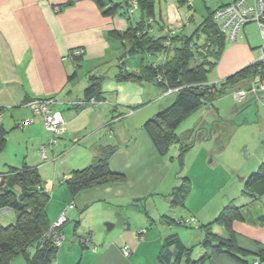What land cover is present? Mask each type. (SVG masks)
<instances>
[{
    "label": "crops",
    "instance_id": "crops-1",
    "mask_svg": "<svg viewBox=\"0 0 264 264\" xmlns=\"http://www.w3.org/2000/svg\"><path fill=\"white\" fill-rule=\"evenodd\" d=\"M232 1L220 0L217 6L211 8L197 0L192 4L179 0H155V18L164 29L174 27L176 35L190 36L210 11ZM135 22L136 18L129 20L119 12L104 14L94 0H0V136L6 138L0 151V175L12 167L36 168L51 194L52 201L50 199L47 206L51 223L66 206L76 203L70 202L73 196L68 189L57 188L51 192L47 185L63 184L74 171L89 166L99 156L101 147L117 148L110 159V167L125 174L126 180L79 192L76 197L85 199L84 205L94 200L112 201L115 195L125 200L141 201L146 199V195L159 193L164 179L170 177L168 154L158 152L144 127L158 112L174 102L175 95H166L153 80L120 78L124 70L137 72L143 61L142 55H127L124 45L116 37V32L126 31ZM199 39L203 43L205 36L201 35ZM262 43V36L258 38L252 34L246 24L238 41L226 45L208 76V82L226 80L254 64L260 57ZM76 47L85 50L77 65L67 57L69 51ZM161 57L156 55L151 59L160 61ZM121 59L125 61L123 66H120ZM92 77L100 83L98 105L93 106L90 102L75 105L77 101H85V90L92 84ZM249 95L251 97L247 96L241 104L233 100L236 106L239 105L238 110L244 108L245 101H254V96ZM228 96H232L231 93L218 97L212 108L218 113V109L223 112L228 107ZM48 97L60 99L58 108L63 112L67 127L57 145L46 150L44 158L41 148L49 143L50 134L43 119L35 117L33 123L24 127L19 123L34 117L26 105L28 100ZM210 111L207 109V113ZM204 128L207 129V126ZM251 160L239 168L238 194L241 189V194H245L240 204L234 202L237 192L232 189L233 192L215 203L214 208H208L211 203L193 206L191 192L186 206L180 207L182 216L179 220L186 217L195 222L198 219L197 224L214 222L231 202L241 207L242 218L234 221L232 230L239 247L248 252L246 262L222 253L201 264H254L259 259L258 253L264 248V196L254 199L244 189L249 176L264 161V156H255ZM228 179L232 184L235 182L232 176ZM75 215V211L70 212V216ZM11 217L13 219L14 215ZM168 225L164 231L154 235L153 241L148 237V228L143 233L128 223L113 235L90 233L92 245L82 246L84 250L76 243H65L64 237L54 264H141L139 259H143L144 252L151 264H161L158 256L163 240L176 229L172 222ZM213 230L221 235L228 234L220 224H215ZM173 233L179 234L178 230ZM183 235L181 238L186 245H194ZM202 237L200 231L199 240ZM125 246L130 247V255L123 253ZM74 252L76 256L69 255ZM205 253L210 251L202 248L194 259H200ZM19 256H15L9 264H28Z\"/></svg>",
    "mask_w": 264,
    "mask_h": 264
},
{
    "label": "trees",
    "instance_id": "trees-1",
    "mask_svg": "<svg viewBox=\"0 0 264 264\" xmlns=\"http://www.w3.org/2000/svg\"><path fill=\"white\" fill-rule=\"evenodd\" d=\"M94 1L106 15L119 12L129 20L137 19V22L131 24L126 31L116 32V37L124 45L127 55H142L143 61L137 72L124 70L120 78L137 81L153 80L163 92L170 88H179V91L168 94L175 95L174 102L158 112L144 128L161 155H167L173 144L181 143L180 160L183 169V154L191 148V145L187 144L189 134L179 135L178 127L186 117L201 106H213L218 97L238 88L248 87L252 78L259 73L260 62L245 67L217 85L208 82L209 74L228 44L227 36L215 18V12L226 4L210 11L192 35L182 36L176 35V31L161 26L155 18V0ZM201 35L205 36L203 43L199 39ZM156 55L162 56L160 61L151 59ZM81 59L82 57L77 59L76 65ZM124 62V59H121L120 66H123ZM262 68L261 74L264 77V67ZM91 80L92 84L85 90V102H89L92 98L99 102L100 83L96 77H92ZM209 130L204 138L209 137ZM5 143L6 138L0 136V151ZM116 151L117 148L114 146L101 147L99 156L89 166L74 171L70 178L63 181L73 197L88 188L122 183L126 180L125 174L113 171L110 167V159ZM180 180L181 184L173 188L170 196L174 205L185 207L191 192V183L186 176L180 177ZM244 192L254 199L264 196V161L249 176ZM50 199L51 194L46 190L36 168L12 167L7 173L0 175V210L10 209L14 212L11 223L3 225L0 218V264H9L17 255H23L28 264H54L62 244L56 246L52 238L46 237L47 231L55 222L51 223L48 216L47 206ZM241 218V207L231 202L223 208L214 222L191 224L203 235L196 244L186 245L177 233L167 235L158 256L160 263L201 264L208 258L222 253L246 262L245 256L248 252L239 247L236 234L232 230L234 221ZM163 219L169 223L174 222L168 216H164ZM181 220L183 221L180 224L186 223V219ZM65 224L57 229L62 235ZM215 224L222 225L228 234L221 235L215 232L213 230ZM90 235L88 233L85 237H80L82 246L92 245ZM198 246L209 250L210 253H205L200 259L195 260L193 255ZM258 256L260 264H264V248L260 249Z\"/></svg>",
    "mask_w": 264,
    "mask_h": 264
},
{
    "label": "rangeland",
    "instance_id": "rangeland-1",
    "mask_svg": "<svg viewBox=\"0 0 264 264\" xmlns=\"http://www.w3.org/2000/svg\"><path fill=\"white\" fill-rule=\"evenodd\" d=\"M192 2L194 0H191L189 4ZM197 2L214 8L220 0H197ZM247 26L252 34L260 37L261 32L256 22H250ZM167 29L174 30L175 28L168 27ZM245 88L251 91L250 86ZM228 97V107L223 112L218 109V113L212 106H201L186 117L178 127L177 133L179 135L189 134L187 144H190L191 148L183 154L184 165L182 169L181 143L172 145L167 155L171 164V174L168 179L163 180L164 183H162L159 193L146 195V199L141 201L138 199L125 200L114 194L112 201L94 200L88 205H84L85 199H79L76 196L71 197L70 202L74 201L76 207L74 206L75 208L73 207L74 209L69 211H75L76 215L70 216V212L67 213L68 221L63 231L66 238L65 243H76L84 250L80 243L81 236L85 237L86 233L99 234L100 232L113 235L123 229L125 223L143 233L148 228V237H150V241H153L152 238L159 234L158 231H164L169 226V223L163 219L164 216H168L174 220L172 224L175 225V231L178 230L181 237L184 233L183 236L186 239L189 238L188 242L196 244L200 238V231L191 224H197L198 221L196 220L198 219L193 222L190 221L191 218L183 217L186 219L185 224L176 223L182 216L180 212L182 208L174 205L170 193L175 186L181 184L180 177L186 176L190 179L193 206L199 207L202 204L204 206L211 203L208 208H214L215 203L223 200L224 196L230 193L232 189L237 192L234 202L240 204L245 194H241L243 193L242 189L238 194L239 168H243L244 162L252 161L251 159L255 156H264V98L259 101L254 99L251 103L245 101L246 103H243L244 108L238 110L239 105L236 106L234 97ZM207 109H211V111L207 113ZM206 126L208 130L210 129V135L204 138L208 133V130L204 128ZM231 176L234 178L233 182L235 181L233 184L228 182V178ZM47 188L51 192L57 188L68 189L65 183L60 184L59 182L54 185L49 183ZM3 210L0 213L1 224L6 225L13 222L11 217L14 215L13 211ZM107 223L113 224L115 228L108 230ZM201 249L202 247L199 246L195 248L193 258L197 257ZM75 252L69 253V255L76 256ZM142 256L143 259H139L141 264H151L149 259L146 260L147 253L144 252ZM19 259H25V257L20 255Z\"/></svg>",
    "mask_w": 264,
    "mask_h": 264
},
{
    "label": "built area",
    "instance_id": "built-area-1",
    "mask_svg": "<svg viewBox=\"0 0 264 264\" xmlns=\"http://www.w3.org/2000/svg\"><path fill=\"white\" fill-rule=\"evenodd\" d=\"M186 1L190 2L191 0ZM215 18L218 21L221 30L226 34L229 43L238 41L240 33L246 24L250 22H256L258 24L263 39V43L260 47L261 54L257 60L260 62L259 73L252 78L251 84L249 85L251 91L243 87L232 91L231 95L238 103L244 101L247 96H249V94H252L255 97L254 99L258 101L263 100L264 77L262 76L261 72L263 69L262 67H264V0H233L232 2L218 9L215 12ZM173 31L176 30L174 29ZM84 54V48L76 47L69 51L67 57L72 59L76 64L77 59L83 57ZM220 82L222 81L211 82V84L217 85ZM212 90H214V88H212ZM177 91H179V88H170L164 93L168 95ZM89 102L93 106H97L99 103L94 98L90 99ZM60 103L61 101L58 97L32 98L27 101L26 105L32 110L34 117L25 119L19 123L21 127H24L25 125L33 123L35 117H42L45 128L50 134L49 143L43 145L41 148L44 158L46 150L48 148H54L66 131V119L63 115V112L58 108ZM84 103L85 101L75 102V104L78 105H82ZM1 119L2 112L0 111V120ZM73 207V203L69 204L46 233V237L52 238L56 246H60L64 240V236L60 234L57 229L67 222V213ZM2 211L4 210L1 209L0 213ZM182 221L183 220H179V223ZM123 253L125 255H130V247H123ZM254 264H260V262L256 260L254 261Z\"/></svg>",
    "mask_w": 264,
    "mask_h": 264
},
{
    "label": "water",
    "instance_id": "water-1",
    "mask_svg": "<svg viewBox=\"0 0 264 264\" xmlns=\"http://www.w3.org/2000/svg\"><path fill=\"white\" fill-rule=\"evenodd\" d=\"M113 227H114L113 224H111V223H107V228H108V230L112 229Z\"/></svg>",
    "mask_w": 264,
    "mask_h": 264
}]
</instances>
